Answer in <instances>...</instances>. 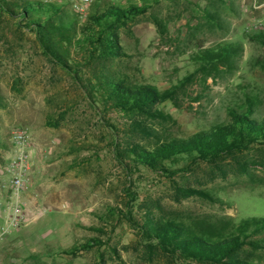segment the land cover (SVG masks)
Returning a JSON list of instances; mask_svg holds the SVG:
<instances>
[{
  "label": "rangeland",
  "instance_id": "374dc122",
  "mask_svg": "<svg viewBox=\"0 0 264 264\" xmlns=\"http://www.w3.org/2000/svg\"><path fill=\"white\" fill-rule=\"evenodd\" d=\"M54 1L68 10L67 2ZM127 1L109 0L120 7ZM150 6L119 29L127 55L117 67L133 82L173 89V100L157 105L172 118L156 124L160 134L187 138L228 123L229 108L244 93L261 100L256 109L264 115V69L256 64L264 61V48L247 39L264 31V0H163ZM209 15L218 16L220 25ZM231 40L243 47L233 73L213 79L196 70L192 56L199 45ZM0 96V264H197L145 250L135 223L148 211L185 223L264 217V145L217 166L196 162L170 178L132 171L112 151L113 135L123 134L126 118L90 106L74 79L41 54L33 34L18 30L6 14L0 20ZM16 129L28 134L29 158L19 193L23 221L12 230L6 226L8 166ZM182 187L208 191L215 201L178 198ZM92 238L98 241L94 248L75 250ZM252 257L264 264V254Z\"/></svg>",
  "mask_w": 264,
  "mask_h": 264
},
{
  "label": "trees",
  "instance_id": "16d2710c",
  "mask_svg": "<svg viewBox=\"0 0 264 264\" xmlns=\"http://www.w3.org/2000/svg\"><path fill=\"white\" fill-rule=\"evenodd\" d=\"M139 1L140 5L127 1L120 7L109 0H94L87 17L80 20L54 0H0V20L6 14L18 30L32 33L41 54L74 79L96 111L116 112L126 118L123 134L113 135L112 151L117 162L132 171L145 169L170 178L196 162L217 166L255 145H264V115L256 109L261 100L249 93L229 108L228 123L187 138L160 134L156 124L172 118L157 105L173 100V89L161 92L154 86L133 82L117 67L127 55L120 42L121 26L163 0ZM209 17L220 25L218 16ZM247 39L264 48L262 29ZM242 53L240 42L222 41L209 48L199 45L192 59L198 72L216 79L233 73ZM256 64L264 69V61L257 60ZM4 107L0 96V108ZM241 170L247 171L245 167ZM176 193L178 198L199 196L215 201L205 190L182 187ZM135 227L140 246L172 258L197 264H263L252 256L264 254V217L185 223L148 211ZM97 243L88 239L75 250H90Z\"/></svg>",
  "mask_w": 264,
  "mask_h": 264
},
{
  "label": "built area",
  "instance_id": "2783aa9c",
  "mask_svg": "<svg viewBox=\"0 0 264 264\" xmlns=\"http://www.w3.org/2000/svg\"><path fill=\"white\" fill-rule=\"evenodd\" d=\"M67 2L66 9L74 12L79 19H85L94 0H59ZM127 1V0H121ZM12 144L16 148V154L13 161L8 166V172L11 173L9 188L12 191V200L9 204L6 226L8 229H18L23 221L22 207L19 203V193L23 186V177L27 169L28 152V134L25 130L16 129L12 132Z\"/></svg>",
  "mask_w": 264,
  "mask_h": 264
}]
</instances>
